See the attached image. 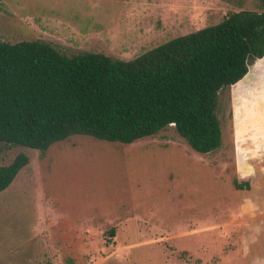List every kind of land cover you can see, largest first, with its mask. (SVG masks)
Instances as JSON below:
<instances>
[{"label":"rangeland","instance_id":"374dc122","mask_svg":"<svg viewBox=\"0 0 264 264\" xmlns=\"http://www.w3.org/2000/svg\"><path fill=\"white\" fill-rule=\"evenodd\" d=\"M237 10L264 0H0V39L130 60ZM217 114L210 153L174 125L131 144L76 134L45 153L0 142V165L29 157L0 192V264H264V57L220 90Z\"/></svg>","mask_w":264,"mask_h":264},{"label":"trees","instance_id":"16d2710c","mask_svg":"<svg viewBox=\"0 0 264 264\" xmlns=\"http://www.w3.org/2000/svg\"><path fill=\"white\" fill-rule=\"evenodd\" d=\"M263 57L264 10L232 11L130 60L0 39V142L45 153L76 134L131 144L174 125L194 150L210 153L223 145L220 90ZM28 163L19 153L0 165V192Z\"/></svg>","mask_w":264,"mask_h":264}]
</instances>
